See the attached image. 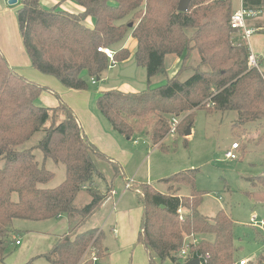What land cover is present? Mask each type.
Instances as JSON below:
<instances>
[{"label":"trees","instance_id":"16d2710c","mask_svg":"<svg viewBox=\"0 0 264 264\" xmlns=\"http://www.w3.org/2000/svg\"><path fill=\"white\" fill-rule=\"evenodd\" d=\"M70 1L82 10L46 8L41 0H19L16 10L32 68L55 77L68 89L85 91L91 78L101 79L110 59L98 48L111 49L118 63L132 58V63L145 69L148 83L157 75H167L170 56L182 63L194 51L199 56L186 79L176 73L156 87L101 91L95 106L112 131L129 139L145 133L152 146L163 148L172 118L182 117L176 129L181 134L180 126L191 127L195 110L204 109L208 113L234 111L237 124L254 123L258 138L264 137L263 60H256L257 67L248 66V45L241 31L229 25L230 0H190L184 12L177 10L179 0ZM242 7L264 10V0H242ZM88 17L92 26L85 23ZM129 36L136 41L132 54L124 48ZM42 92L54 94L58 105L40 103ZM38 132H42L40 139L23 148ZM35 148L42 153L41 164ZM46 159L63 164L65 170L64 180L53 188L40 187L54 176L44 166ZM197 172L180 170L161 180L186 185V197L160 192L149 183L129 188L142 206L137 242L143 245L150 264L165 260L185 264L205 254L209 255L205 264L237 263L231 217L222 209L211 217L199 211L205 193L196 188ZM122 176V165L88 139L71 107L49 87L17 73L0 51V262L7 256L12 236L21 232L14 227L15 220L65 216L66 231L41 257L48 264H94L88 252L93 250L96 258L107 254L104 233L98 228H80ZM245 180L251 187L246 194L263 205L264 173ZM81 193L88 201L78 205L76 198ZM190 235L197 242L190 243L181 255L184 237ZM263 261L264 249L255 262L243 264ZM22 264L35 263L32 258Z\"/></svg>","mask_w":264,"mask_h":264},{"label":"rangeland","instance_id":"374dc122","mask_svg":"<svg viewBox=\"0 0 264 264\" xmlns=\"http://www.w3.org/2000/svg\"><path fill=\"white\" fill-rule=\"evenodd\" d=\"M48 2L50 0H44L43 5L46 8L57 5L58 8L72 11L65 7L62 2L51 6H48L50 4ZM70 2L75 4L73 1H67V3ZM6 3L8 4V0H6ZM18 4L19 0L11 6ZM127 39L124 42V48L126 45L127 47L130 46V43H127ZM175 58L178 57L170 56L167 61V67H170ZM198 59L199 56L194 51L187 63L186 60L183 63L180 60L176 69L170 70L166 76L157 75L153 77L149 83L147 82L146 71L141 66L136 67L133 78H125L119 75L122 68L132 64V58L121 63L117 62L116 65H110L103 72L101 79L95 81V83L88 82L89 86L85 93L88 94L89 105L95 107V100L103 90L139 91L147 87H156L163 84L166 82L167 77H171V74L174 75L176 73H179L181 79H186L192 73L191 67L197 63ZM248 66L253 67L249 65V62ZM58 83L60 82L58 81ZM70 91L72 90L70 89ZM55 92L57 95L59 94L57 91ZM48 93L51 94V92ZM51 95L56 98L54 94ZM69 98L71 100V97ZM181 118H176L175 131L165 137L163 148H159L156 145L152 146L145 133L133 136L130 141L123 137L122 141L126 143L125 148L133 152V154L136 152L137 161L139 160L136 165L132 163L125 170L127 180L134 178L135 181L140 183L148 182L160 192H169L179 197H186L189 194V188L186 185L172 181L162 182L161 180L180 170L198 169L195 185L198 190L205 193L199 206V211L211 217L218 210H224L233 221V240L238 249L237 264H242L240 263L241 261H244V263L245 261L255 262L259 253L264 249V231L253 227L250 224V218L255 214L257 217L264 219V204L256 203L246 194V192L251 190V187L245 178L264 173V137L258 138L255 133L257 131L253 129L254 123L237 124V113L234 111L208 113L204 109L195 110L192 126L190 127L191 134L188 136L181 135L186 129V123L180 126L183 128L181 134L176 132ZM115 134L118 135L116 132ZM41 136L42 132L36 133L23 148L33 146ZM135 140H138V142L134 143ZM236 141L239 143V147L233 152L237 158L230 159L225 157V152L231 149V143ZM242 148H244L243 154ZM33 152L41 164L42 153L37 148ZM140 162H142V165L138 168L137 165ZM44 166L52 171L54 176L49 182L40 185V187L53 188L64 180L65 170L63 164H56L51 159H46ZM118 181L123 184L122 178H118L116 182ZM126 191L128 195L133 196V191ZM15 197L13 195V198ZM87 201L88 198L83 193L76 198L78 205L85 204ZM45 225L47 224L33 221H14V227L20 231L25 229L43 231L45 230ZM257 233H260L262 238L261 236L257 237ZM23 235L24 232L22 231L12 236V241L7 248L8 253L20 248V246L15 245L14 239L22 242ZM91 253H93V250L88 252V256L95 257L94 253L93 255ZM12 258L9 259V262ZM34 263L48 264L43 257H39ZM162 264L174 263L170 260H165ZM262 264H264V261Z\"/></svg>","mask_w":264,"mask_h":264},{"label":"crops","instance_id":"0c3cea01","mask_svg":"<svg viewBox=\"0 0 264 264\" xmlns=\"http://www.w3.org/2000/svg\"><path fill=\"white\" fill-rule=\"evenodd\" d=\"M67 1L69 2V0ZM67 1L62 2L65 7L74 12L82 10L80 6L72 2L67 3ZM230 1L232 12L242 7V0ZM41 2L44 4V0H41ZM59 2L60 0H50L48 6ZM11 5L12 4H7L6 0H0V51L4 55L8 65L29 80L40 85H45L54 92L57 91L62 101L68 104L75 113L88 139L95 144L100 151L118 161L123 167V184L119 181L115 183V187L112 190L113 193L106 198L100 208L93 213L80 228L82 231L98 228L104 233L103 244L107 248V254L102 257H95L94 264H150L143 245L137 242L142 216V206L138 203L135 194L133 193V196L129 194V196L126 190L130 189L124 188L125 184L129 181H131V185L140 184V182L135 181L134 178L127 180V176L125 175V170L131 166L132 163L135 165L138 163L137 153L134 152L133 154V152L125 148L126 143L122 141L123 137L119 134L116 135L115 132L111 130L106 119L101 116L96 106L93 107L89 105V97L88 94L85 93L86 90L70 91V89L58 83L54 77L43 74L32 68L18 28L16 10L20 5ZM256 11L257 13L255 16L246 19V25L256 29L247 39L246 43L250 55L254 56L256 60H263L260 71L264 77V10ZM85 23L92 26L93 20L88 17ZM127 43H130V46L127 47L126 45L125 48L130 50L132 54L136 41L129 36ZM179 62L180 59L175 58L170 67L167 68V73L172 69H176ZM172 75L173 74H171V76ZM124 92L133 91L126 90ZM51 94L42 92L38 100L45 106L55 107L58 105L59 101L57 97L55 98ZM69 97H71V100ZM126 139L130 141L131 138ZM137 142L138 140L134 141V143ZM238 147L235 150H237ZM141 165L142 162H140L137 167L139 168ZM33 222L47 224L45 225V230H21V232H24L23 241L21 242L18 239H14L15 245L20 246V248L17 250L15 249L13 252H7L6 258L3 262H0V264H22L32 258L35 261L51 248L57 238L64 233L67 228V219L65 216ZM91 254L93 255V253ZM10 258L12 259L9 262Z\"/></svg>","mask_w":264,"mask_h":264},{"label":"built area","instance_id":"2783aa9c","mask_svg":"<svg viewBox=\"0 0 264 264\" xmlns=\"http://www.w3.org/2000/svg\"><path fill=\"white\" fill-rule=\"evenodd\" d=\"M256 13H257L256 10H248V9H244L243 7H241L238 10L232 12V14L230 15V18H229L230 27L232 29L240 30L242 34L241 37L246 42H247V39L251 36V34L256 31V29L250 28L246 25V19L249 17L255 16ZM98 50L106 54V56L110 59L111 66L116 65L117 62L113 58L114 52L111 49L102 47V48H98ZM248 62L250 66L257 67V62L254 56L250 55ZM95 81L96 80L94 78H91V83H95ZM175 122H176V118H172L170 132H174L175 125H176ZM238 146H239V143L237 141L233 142L231 144V149L225 152V157L230 158V159L237 158L233 150H235ZM130 187H131V181L127 182L124 186L125 189H129ZM111 193H113V191H111ZM178 213L180 214L179 219L182 220L181 209H178ZM250 224L253 227L259 228L260 230L264 231V219L263 218H259L257 217V215L253 214L250 218ZM184 240H185V244L181 250V253H180L181 255L186 254V249L190 243L195 244L197 242L196 241L197 239L193 237V235L186 236ZM208 256H209L208 254H205L204 256H201V255L198 256L200 258V264H205ZM92 258L93 260L96 259L94 256ZM240 263L243 264L244 261H241Z\"/></svg>","mask_w":264,"mask_h":264},{"label":"water","instance_id":"95a60500","mask_svg":"<svg viewBox=\"0 0 264 264\" xmlns=\"http://www.w3.org/2000/svg\"><path fill=\"white\" fill-rule=\"evenodd\" d=\"M16 2H17V0H8V4H14ZM189 3H190V0H179L178 5H177V10L181 11V12L187 11ZM136 67H137V64H136V62H134L131 65L122 68L119 72V75L122 77H125V78H133ZM97 80H98V78H97ZM190 133H191L190 126L188 125L184 131V135L188 136V135H190ZM185 264H200V258L194 257V258L188 260Z\"/></svg>","mask_w":264,"mask_h":264}]
</instances>
